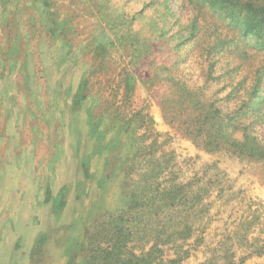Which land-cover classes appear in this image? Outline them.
<instances>
[{"label": "rangeland", "instance_id": "1", "mask_svg": "<svg viewBox=\"0 0 264 264\" xmlns=\"http://www.w3.org/2000/svg\"><path fill=\"white\" fill-rule=\"evenodd\" d=\"M66 1L0 0V264H264V0Z\"/></svg>", "mask_w": 264, "mask_h": 264}, {"label": "crops", "instance_id": "2", "mask_svg": "<svg viewBox=\"0 0 264 264\" xmlns=\"http://www.w3.org/2000/svg\"><path fill=\"white\" fill-rule=\"evenodd\" d=\"M65 3H67L66 0H64ZM58 10V9H57ZM66 12H70V13H75L77 14L78 20L79 22H86L89 25V28L87 29L88 32V37H89V41L91 42V45L93 48H97L99 46H103L107 51H108V55H120L121 53V48H119V52L115 53L116 48L115 45H112V47L109 45V43H107L105 40L100 39V32L98 30L97 25L95 26L91 20V18H89L87 15H85L84 13H82L81 11V4L79 2L77 3H72L70 7H68L66 10ZM119 47V46H118ZM114 53H113V51ZM79 67H81V63H78ZM77 65V64H76ZM77 67V66H75Z\"/></svg>", "mask_w": 264, "mask_h": 264}]
</instances>
